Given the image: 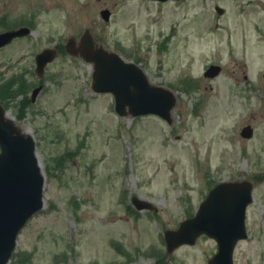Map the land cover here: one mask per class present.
Wrapping results in <instances>:
<instances>
[{
    "label": "rangeland",
    "instance_id": "374dc122",
    "mask_svg": "<svg viewBox=\"0 0 264 264\" xmlns=\"http://www.w3.org/2000/svg\"><path fill=\"white\" fill-rule=\"evenodd\" d=\"M21 26L30 34L0 50V86L14 92L7 114L35 141L44 206L9 264H207L213 240L168 256L163 233L194 214L213 183H256L264 173V154L255 153L264 150V0H0V33ZM85 30L175 94L170 123L120 118L111 95L92 92V64L65 52ZM46 48L57 56L38 78L34 58ZM210 65L221 66L213 80L203 77ZM245 71L251 87L238 94ZM40 84L32 104L31 86ZM248 119L258 134L245 142ZM263 182L254 185L235 264H264ZM134 196L156 211L136 210Z\"/></svg>",
    "mask_w": 264,
    "mask_h": 264
},
{
    "label": "water",
    "instance_id": "95a60500",
    "mask_svg": "<svg viewBox=\"0 0 264 264\" xmlns=\"http://www.w3.org/2000/svg\"><path fill=\"white\" fill-rule=\"evenodd\" d=\"M101 16L107 21L109 12L102 11ZM28 33V29L20 28L1 34L0 48L12 39ZM66 51L93 64V91L112 93L116 112L120 116L128 113L132 116L156 114L170 121V111L175 104L174 96L167 90L151 86L143 72L134 64L126 63L118 55L102 48H95L88 31L83 34L78 47H75L74 39H69ZM54 58V50H44L36 56V73L39 77ZM218 72V67H212L205 75L214 77ZM40 89L39 87L33 91V99ZM3 114L0 106V264H7L18 233L27 220L43 206L44 180L32 139L20 134L12 123L4 120ZM250 133V129H246L243 135L250 137ZM243 189L245 197L235 198L237 192ZM132 202L138 210L153 209L150 203L136 197ZM249 202L248 183H229L215 187L200 204L195 216L181 222L177 230L165 231L167 254L180 245H193L200 235H206L215 240L218 246L217 253L208 260V264H232L235 244L246 237L244 209Z\"/></svg>",
    "mask_w": 264,
    "mask_h": 264
},
{
    "label": "flooded vegetation",
    "instance_id": "af4514ba",
    "mask_svg": "<svg viewBox=\"0 0 264 264\" xmlns=\"http://www.w3.org/2000/svg\"><path fill=\"white\" fill-rule=\"evenodd\" d=\"M245 68H246V66H245ZM241 80H242V82L245 84V87H244V89H242L243 92H241V91L236 92V93H238V94H239V93L244 94V92H245L247 89H249V88L251 87L250 83L248 82V77H247V75H246V72H243V73L241 74ZM237 81H239V80L237 79ZM245 89H246V90H245ZM263 101H264V98H263ZM263 111H264V108H263ZM252 117H253V114L251 113V114L249 115V118H252ZM249 120H250V119H248V122L245 123V124L241 127V129L239 130V136H240L241 140H242V141H245V142L252 141V140L256 137V135L258 134V130H257L256 126H255L251 121H249ZM246 127H250V128H251V137H250V138H244L243 133H244V129H245ZM262 134L264 135V128H263ZM261 148H264V142H263V146H261ZM242 153H243L244 155H250V154H248L247 151H243ZM255 153H257L256 157H262L260 154H264V150H263V151H257V152H255ZM263 178H264V173H263L262 176H255V177H254V180L256 181V183H253V181H252L253 191H254V189H255L254 185L257 186V185L259 184L258 182H261V181L263 180ZM263 183H264V182H263ZM259 200H260V201H259V207H262V208H263V209H261V211H259V213H260V217H261V218H264V194H263V193L259 194ZM252 204H253V202H252ZM252 204H251V205H252ZM251 205H250L249 207H251Z\"/></svg>",
    "mask_w": 264,
    "mask_h": 264
},
{
    "label": "trees",
    "instance_id": "16d2710c",
    "mask_svg": "<svg viewBox=\"0 0 264 264\" xmlns=\"http://www.w3.org/2000/svg\"><path fill=\"white\" fill-rule=\"evenodd\" d=\"M9 94V89L7 91L2 90V87H0V95L2 97H6V95Z\"/></svg>",
    "mask_w": 264,
    "mask_h": 264
},
{
    "label": "bare ground",
    "instance_id": "6f19581e",
    "mask_svg": "<svg viewBox=\"0 0 264 264\" xmlns=\"http://www.w3.org/2000/svg\"><path fill=\"white\" fill-rule=\"evenodd\" d=\"M7 116H8L9 118H11L14 122H16V121L14 120V118L11 117L9 114H7Z\"/></svg>",
    "mask_w": 264,
    "mask_h": 264
}]
</instances>
